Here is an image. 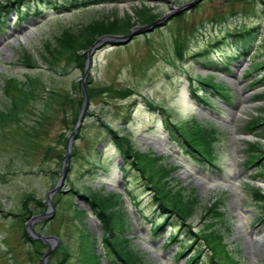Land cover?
Wrapping results in <instances>:
<instances>
[{
	"label": "rangeland",
	"instance_id": "rangeland-1",
	"mask_svg": "<svg viewBox=\"0 0 264 264\" xmlns=\"http://www.w3.org/2000/svg\"><path fill=\"white\" fill-rule=\"evenodd\" d=\"M190 1L133 0L86 7L82 0H24L0 8V108L9 104L3 90L7 78L40 80L35 96L15 120L0 126V264H40L48 250L23 241L30 216L22 204L33 196L28 211L52 214L46 196L60 175L80 107L45 108L43 98L53 90L75 93L76 102H83V68L74 65L63 72L60 64L49 70L43 59L46 45L56 47L66 29L79 33L99 21L135 22L139 2L153 8L158 18L171 17L126 44L102 41L108 36L103 35L94 48L79 52L85 66L92 49L84 78L89 81L84 120L72 144L63 186L51 196L54 214L32 224L37 233L59 241L48 264H59L64 248L69 257L63 264H81L79 246L88 240L82 239L85 234L101 263L111 264L102 225L81 197L90 193L117 195L116 208L127 217L122 237L143 264H187L198 250L199 260L192 264H216L201 240L210 232L225 249L214 254L219 264H264V199L253 194L257 189L264 194V0H204L174 15ZM250 29L256 39L244 57L231 35ZM24 54L40 68L28 69ZM208 82L228 90V98L203 85ZM253 122L255 129L248 130ZM199 125L215 132L209 162L189 154L178 137L190 141L186 131ZM109 130L127 137L136 152L161 158L172 170L166 178L168 189L180 192L182 202L192 201L185 221L159 207L161 202L178 211L165 196L167 186L144 179L149 169L132 167L133 159L121 156ZM191 142L200 149L201 139ZM152 188L159 190L160 201ZM159 224L162 229L156 232ZM171 235L175 239L169 243ZM181 250L186 255L179 257Z\"/></svg>",
	"mask_w": 264,
	"mask_h": 264
},
{
	"label": "trees",
	"instance_id": "trees-1",
	"mask_svg": "<svg viewBox=\"0 0 264 264\" xmlns=\"http://www.w3.org/2000/svg\"><path fill=\"white\" fill-rule=\"evenodd\" d=\"M133 0H92V1H86L82 0L83 6H91L94 4H102V3H121V2H129ZM141 1V0H140ZM23 0H7V3L2 5L0 4V8L6 9L9 4L12 3H19L22 4ZM141 3V2H140ZM134 15L136 17L135 22H130V18H128L129 21H112V22H95L93 24H90L83 29L79 31V33L72 32L70 29H66L62 32L61 37L57 38V46H52L49 43L45 47L46 56L43 57V59L46 62V66L49 70H54L55 67H57L60 64H63L62 71L64 72L65 69L68 67L74 66L83 68L84 64L82 63V58H84V54H80L79 52L87 51L93 43L96 41V39L103 35H118V34H126L129 32V30L135 25V23H139L140 25H147L150 24L152 21H154L156 18H158L159 14L155 12L153 8L147 7L144 4H140L139 8L134 9ZM253 29L234 33L231 35V37L234 38V43L237 47V51L240 52L241 49H244V56H247L249 52L252 50V46H254L253 41L256 39V35L252 33ZM179 54H182L179 52ZM182 55H179L181 57ZM22 61L27 66L28 69H39L40 67L31 60V57L24 54L22 56ZM79 64V65H78ZM259 65V64H258ZM256 65L258 68L259 66ZM39 78L38 77H32V76H26L24 80H17L15 78H7L4 81V96L9 101V104H6L5 107L0 108V126H6L10 123H12L15 118L21 113V111L26 107L28 102L31 98H33L38 90L39 85ZM85 84H89V81H86ZM204 85L212 90H214L218 95H221L224 98H228V94L219 89L220 87L213 84V83H204ZM90 93V90H88ZM222 91V92H221ZM45 108L49 107L50 105H59L61 108L68 104L70 108L72 109L74 105H78V107H81L82 100L79 102V100L76 102V94L75 93H69L66 95H62L57 91H51L48 93V96L46 98H43ZM80 109V108H79ZM76 113V112H75ZM77 117V113L74 115L73 118V124L75 123ZM256 122L250 123L247 126L248 130L255 129ZM200 126V125H199ZM201 128L196 129V127L192 130H187L186 132L189 133L191 136L192 141H197L198 139L202 140V145H200V149L194 146L190 141H188L184 136L181 134L179 135V138L182 139L183 143L187 145L186 147H189L191 152H188L191 155L197 154V156L203 158L205 161H208L212 154V148L211 144L213 141V137L215 135L214 130H209L208 128H204L200 126ZM172 128L174 131L177 129L172 124ZM109 132L112 134L113 141L115 143L116 148L119 150L121 156L123 158H132L133 162H131V166L136 168L137 170H141L142 166L144 169H149V176L144 177L145 179H148L149 182L153 179L156 180V182L159 185H166L167 190L169 193L165 194V196L168 198V200L177 207V212H174L173 210L166 207L163 203L160 202L159 207L164 210L172 211L174 214H176L180 219L185 221V218L189 217L192 212V201H186L182 202L181 193L177 192L175 194H172V192L168 189L169 182L166 180L167 177L172 173V170L169 169L166 165L161 164L162 160L159 157H156L154 155L150 154H140L136 152L133 147L131 146L130 140H128L125 136H119L113 133L111 130ZM178 133V132H177ZM62 159V157H61ZM137 159V160H136ZM210 161V160H209ZM208 161V162H209ZM254 163V160L248 161V164ZM253 182H256L254 180ZM71 191H73V188H70ZM152 191L154 192L155 199L159 200V197L157 195V189L154 190L152 188ZM59 191V195H60ZM75 193V192H74ZM76 193H78L76 191ZM91 195L88 196H82L84 201L87 203L89 210L92 212V214L97 218L99 223L102 225L103 231H104V242L106 249V254L109 262L111 264H143L140 257L137 256V254L129 248V240L122 237L123 232L126 225V213H122L119 209L116 208L117 203L115 202L114 197L117 195L115 194H95L90 193ZM253 194L255 197L259 200L264 199V196L262 195L260 190H254ZM60 197V196H59ZM34 200L33 196H26V198L23 200V207H25L26 212H28V216L32 217L35 215L31 211H28V203L30 201ZM160 201V200H159ZM38 200L37 204L39 207L43 209V203ZM42 212V211H41ZM85 216V213L82 211V218ZM29 217V218H30ZM162 225L155 226V231H160L162 228ZM21 237L23 241L30 244H36L35 240H33L31 237L28 236L24 231H22ZM88 239L84 243L79 246V251L81 253L82 259H80L81 264H101V255H99L96 250L94 249V242L91 240L90 236L87 234L84 235V238L82 239ZM175 239V236L171 235L169 239V243L172 242ZM205 247L207 248L208 252L211 254V261L213 263L219 264L218 261L214 260V254H220L222 251H224V246L221 245L222 241L219 238L218 235L213 234L212 232L208 233L201 239ZM40 244V243H38ZM41 245V244H40ZM192 246H187V249H190ZM83 248V249H82ZM81 249V250H80ZM67 249L61 250L62 254V260L59 262V264L65 263L67 258L69 257V253L67 252ZM201 251L198 250L197 252L193 253L192 256H190L189 261L187 264L196 263L199 260V255ZM85 255V256H83ZM186 255V252L184 250H181L177 256L182 257ZM224 259V258H223ZM219 260V258H218ZM225 260V259H224Z\"/></svg>",
	"mask_w": 264,
	"mask_h": 264
},
{
	"label": "water",
	"instance_id": "water-1",
	"mask_svg": "<svg viewBox=\"0 0 264 264\" xmlns=\"http://www.w3.org/2000/svg\"><path fill=\"white\" fill-rule=\"evenodd\" d=\"M151 1H157V0H151ZM202 0H195L193 2H190L188 4H185L183 6H181L180 8H178L175 12L178 13L180 12L181 10L183 9H187V8H192L194 7L195 5H197L198 3H200ZM174 14V15H175ZM170 17V16H169ZM169 17H164V18H161V19H157L155 20L154 22H152L151 24L147 25V26H135L128 35L126 36H106L103 40H108V41H114V42H120V43H127L131 40V38L139 33V32H142V31H145V32H148V31H151L153 30L155 27H157L158 25H160L161 23H163L165 20H167ZM95 46V45H94ZM94 46L92 48H94ZM92 51V49L88 52L87 54V60H86V64H85V72L88 70V67L90 65V52ZM84 78H85V74H84ZM84 78L82 79V88L84 90V95H85V98H84V102L82 104V107H81V110L78 114V118L76 120V124L74 126V129L71 133V136L68 138V141H67V147H66V151H65V155H64V159H63V163H62V170H61V175L55 185V187L50 191L49 195H47L46 199L48 201V204L50 205L51 207V211H52V214L50 213L49 216H47V214L45 215H39V216H36V217H33L29 223L27 224V228H28V231L30 232V234L32 235L33 238L41 241L43 244H46L49 246V251L43 256V258L41 259V262L40 264H46L47 262V259L48 257L50 256V254L52 253L54 247H55V244L56 242H58V240L54 237H44V236H41V235H38L37 233H35L32 229V223L35 222L36 220H38V218H44L46 220H49L51 219L52 215H53V212H54V207L52 206L51 204V201H50V196L55 193L58 188L61 187L64 179H65V176L67 174V170H68V159H69V152H70V148H71V144L73 143L74 141V136H75V133L76 131L78 130V128L80 127L82 121H83V118H84V113L86 111V107H87V102H88V95H87V92H86V88L84 87ZM55 242L54 244H52L51 242Z\"/></svg>",
	"mask_w": 264,
	"mask_h": 264
}]
</instances>
